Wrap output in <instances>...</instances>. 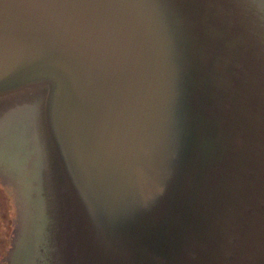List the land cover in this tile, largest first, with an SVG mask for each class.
I'll return each mask as SVG.
<instances>
[{"label": "water", "instance_id": "water-1", "mask_svg": "<svg viewBox=\"0 0 264 264\" xmlns=\"http://www.w3.org/2000/svg\"><path fill=\"white\" fill-rule=\"evenodd\" d=\"M0 264H264V0H0Z\"/></svg>", "mask_w": 264, "mask_h": 264}, {"label": "trees", "instance_id": "trees-1", "mask_svg": "<svg viewBox=\"0 0 264 264\" xmlns=\"http://www.w3.org/2000/svg\"><path fill=\"white\" fill-rule=\"evenodd\" d=\"M0 203L2 207L0 221V257L5 252L8 244V236L11 230L10 204L5 193L0 189Z\"/></svg>", "mask_w": 264, "mask_h": 264}, {"label": "rangeland", "instance_id": "rangeland-1", "mask_svg": "<svg viewBox=\"0 0 264 264\" xmlns=\"http://www.w3.org/2000/svg\"><path fill=\"white\" fill-rule=\"evenodd\" d=\"M2 210V207H1V203H0V218L2 219L3 217L1 216V211ZM1 219H0V221H1ZM0 238H2V236H0Z\"/></svg>", "mask_w": 264, "mask_h": 264}]
</instances>
